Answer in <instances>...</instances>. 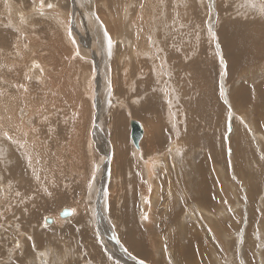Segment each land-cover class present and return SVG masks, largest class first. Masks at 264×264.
Segmentation results:
<instances>
[{
    "label": "rangeland",
    "instance_id": "obj_1",
    "mask_svg": "<svg viewBox=\"0 0 264 264\" xmlns=\"http://www.w3.org/2000/svg\"><path fill=\"white\" fill-rule=\"evenodd\" d=\"M53 10L61 20L47 16ZM246 24L260 55L240 64L233 44L248 40ZM16 30L24 33L21 50L37 79L17 69ZM35 35L41 43L27 41ZM2 37L0 131L32 118L25 128L8 126L11 140L0 132V264H38L33 258L42 254L47 264H264V0H0ZM109 37L116 38L110 55ZM89 79L93 88L83 95ZM7 112L18 119L4 123ZM139 119L146 126L143 154L159 156L151 186L131 150L129 123ZM5 181L13 192L2 190ZM91 186L95 222L86 199ZM145 192L152 198L148 222L140 220ZM126 203L148 231L137 240L141 252L123 221ZM71 207L79 221L72 215L62 227L42 225ZM16 227L30 257L14 246L7 261ZM188 243L197 253L191 259Z\"/></svg>",
    "mask_w": 264,
    "mask_h": 264
},
{
    "label": "bare ground",
    "instance_id": "obj_2",
    "mask_svg": "<svg viewBox=\"0 0 264 264\" xmlns=\"http://www.w3.org/2000/svg\"><path fill=\"white\" fill-rule=\"evenodd\" d=\"M56 8V7H55ZM75 10V9H74ZM50 13V14H49ZM48 14H47V16H51V15H54V16H56L58 19H60L61 20V17H60V13L59 12H57V11H51V12H49ZM78 16V15H77ZM88 16V15H87ZM83 19V18H82ZM86 19V18H85ZM51 20V19H50ZM20 22H21V20H20ZM51 23L52 24H54V26H56V25H59L60 24V22H56V21H52L51 20ZM94 23H97L96 21H94ZM94 23H93V26H94ZM48 24V23H47ZM89 25H90V23H89ZM50 26V25H49ZM240 27H241V25H240ZM96 28V27H95ZM242 28H243V32H244V34H245V37L244 38H247L248 40L247 41H245V42H243V44H242V47H241V44L240 43H242V41H238V40H236V42H235V45L233 44V47H234V50H236V51H240L239 53H238V55H235V57L234 58H237L236 60H233L234 62H240V64L244 61V59H243V61H241L242 60V58H246V57H249L250 58V56L252 55V57L254 58V59H256V57L257 56H259L260 55V52L259 53H256V52H258V46L257 45H255L256 43H257V36L254 34V33H252V31H250L251 29L249 28V26L246 24V25H242ZM91 30L93 29L92 27L90 28ZM97 29H98V27H97ZM105 29V28H104ZM68 29H66L65 31H67ZM102 31H103V29H102ZM16 32L18 33V36H17V40H15L14 42H16V44H15V46H14V42L11 44V45H13V47H14V50L12 51L13 53H15V54H17L19 57H20V60H19V63H21V64H18L17 66L18 67H21V65H23V67H21V69L20 68H17V69H19L20 70V72H23V75H24V73L25 74H27V75H30L31 77H34V79L36 78L37 79V74H38V70L37 71H35V69H32L31 68V65H32V63H34V61L31 63V62H28L29 64L28 65H26V62L27 61H29V60H27V61H25L24 59H25V53H24V51L23 50H21V43H22V41L20 40L22 37H24V33H23V31H21V30H16ZM16 32H15V34H16ZM62 33L64 32V31H61ZM36 34V33H35ZM64 34H66V33H64ZM34 35V34H33ZM102 35H103V33H102ZM259 35V34H258ZM109 36V35H108ZM38 37H40V36H38ZM25 38V37H24ZM36 39L35 40V42H37V37H36V35H35V37H31V36H27V41H30V43H31V40L32 39ZM243 38V39H244ZM263 38V37H262ZM23 39V38H22ZM40 39V38H39ZM107 39V38H106ZM113 39L114 40H112V41H114V43H115V41H116V38L115 37H113ZM264 39V38H263ZM7 41V39H6V37H2V39L0 40V45H2L3 43H5V42H3V41ZM25 40V39H24ZM76 41V40H75ZM91 42V41H90ZM106 42V45L108 46V39L105 41ZM134 42V41H133ZM246 42H247V44H246ZM250 42H251V44H252V46H253V48H251V45H250ZM33 43V42H32ZM38 43H41V42H39V40H38ZM87 43V42H86ZM260 43V42H259ZM29 44V43H28ZM43 44V43H42ZM71 44H74V43H72L71 42ZM261 44V43H260ZM74 45H76V44H74ZM39 46V45H38ZM43 46V45H42ZM41 46V47H42ZM78 46V45H77ZM79 46H81V45H79ZM132 46V45H131ZM33 47H36V45H34V46H32V48ZM40 47V46H39ZM76 47V46H75ZM74 46H72V50H71V54L72 53H75V54H77V58H76V61H84V63H85V61L86 60H82L81 59V55L82 56H84L83 55V52H82V49L81 50H79V49H77V48H75ZM27 48V47H26ZM29 48H31V47H29ZM108 48H109V46H108ZM132 48V47H131ZM35 49V48H34ZM135 49V48H134ZM239 49V50H238ZM261 49H263L264 50V48H262L261 47ZM0 50H2V48L0 47ZM25 50V49H24ZM32 51L31 52H33V49H31ZM109 50V49H108ZM112 50V49H111ZM117 50V49H116ZM26 51V50H25ZM42 51V50H41ZM142 51V50H141ZM35 52V51H34ZM137 52H138V50H137ZM235 52V51H234ZM263 52V51H262ZM86 54H87V52H85ZM11 54V53H10ZM139 55H140V53H138ZM241 54V55H240ZM253 54H255V56L256 57H254L253 56ZM259 54V55H258ZM36 55V54H35ZM35 55H33V56H35ZM113 55V54H112ZM117 57H118V59H120V58H122V55H120V54H115ZM135 55V51L133 50L132 51V55L130 56V57H132V56H134ZM241 56V57H240ZM42 57V56H41ZM111 57H113V56H111ZM110 56H109V58H111ZM136 57V56H135ZM240 57V58H239ZM251 57V58H252ZM114 59L116 58V57H113ZM257 58H259V57H257ZM30 59V58H29ZM117 59V60H118ZM241 59V60H240ZM247 59V58H246ZM245 59V60H246ZM43 60V59H42ZM42 60H40V62H44V61H42ZM110 60H113L112 58L110 59ZM116 60V59H115ZM122 60V59H121ZM257 60V59H256ZM78 61V62H79ZM247 61V60H246ZM108 62V61H107ZM1 63H3V64H5V61L4 60H2L1 61ZM81 65H85V64H83V62H81L80 63ZM107 64V63H106ZM11 64H7V66L10 68V69H12L13 71H15V68H12L11 66H10ZM35 65L37 66V64L35 63ZM73 65L74 64H71V66H72V69H73ZM109 65L110 64H108V68H109ZM16 66V67H17ZM114 67V66H113ZM41 68V67H40ZM105 68H106V66H105ZM107 68V69H108ZM235 68V67H234ZM56 69V68H55ZM102 69H103V67H102ZM123 70H124V68H122ZM121 69V72L123 71ZM40 70V69H39ZM105 70V69H104ZM116 70V69H115ZM114 70V71H115ZM126 70V69H125ZM43 71V70H42ZM41 71V72H42ZM17 72V71H16ZM47 72V71H46ZM84 75H85V77L86 78H91V76H92V74H90L88 71H86L85 70V68H84ZM107 72V71H106ZM105 72V73H106ZM19 73V72H18ZM44 73V72H43ZM112 74V73H111ZM110 74V72L108 71V73H106L105 74V77L104 76H102V77H104V79L106 80V83H108L107 82V77H109L110 76V80H111V75ZM125 74H126V72H125ZM146 74V73H145ZM156 74V73H155ZM17 75V74H16ZM19 75V74H18ZM17 75V76H18ZM22 75V74H21ZM45 75H47V74H45ZM115 75V74H114ZM137 75V74H136ZM25 76V75H24ZM29 76V77H30ZM49 76V75H48ZM28 77V76H27ZM42 77V76H41ZM40 77V78H41ZM44 77V76H43ZM127 77V76H126ZM138 77H139V75H138ZM20 78V77H19ZM47 78V77H46ZM123 78V77H122ZM121 78V79H122ZM22 79H24L23 77H22ZM29 79V78H28ZM33 79V78H32ZM100 79V78H99ZM124 79V78H123ZM26 80V79H25ZM31 80V79H30ZM19 81V80H18ZM22 81H24V80H22ZM43 81V80H42ZM45 81V80H44ZM115 81V80H114ZM19 83H20V81H19ZM39 83V82H38ZM42 83H44V82H42ZM91 80L89 79L87 82H86V88L85 89H87V92L86 93H84L83 95H86V94H89L88 93V89L89 88H91ZM111 83L109 82V85H110ZM94 85V84H93ZM108 85V84H107ZM108 85V86H109ZM112 85H113V83H112ZM20 86V85H19ZM30 89H31V87H29ZM75 88H76V86H75ZM92 88H93V86H92ZM112 88H113V86H112ZM29 90V89H28ZM78 90V89H77ZM96 90V89H95ZM22 91V90H21ZM26 90H24V92H25ZM76 91V90H75ZM79 91V90H78ZM74 92V91H73ZM242 92V91H241ZM23 93V92H22ZM31 93V92H30ZM75 93V92H74ZM78 93V92H77ZM23 95V94H22ZM78 95V94H77ZM79 95H81L80 94V92H79ZM27 96V95H26ZM32 96V95H31ZM82 96V95H81ZM244 96V95H243ZM84 97V96H83ZM2 98V97H1ZM11 98H13V97H10L9 99L11 100ZM22 98V97H21ZM24 98V97H23ZM31 98V97H30ZM77 98V97H76ZM80 98V97H79ZM155 98V97H154ZM24 99H26V98H24ZM2 100V99H1ZM0 100V101H1ZM6 100V99H5ZM43 100H45V99H43ZM155 100V99H154ZM9 101V100H8ZM13 100H11V102H12ZM81 101V100H80ZM248 101H250V99L248 100ZM45 102V101H44ZM9 103V102H8ZM22 103H23V105L24 106H26L27 108H30V106L32 105V103H28V101H22ZM46 103V102H45ZM67 103H68V101H67ZM83 103V102H82ZM85 103V102H84ZM44 104V103H43ZM71 104V103H70ZM69 104V105H70ZM245 104V103H244ZM248 104H249V102H248ZM82 105V104H81ZM4 106V105H3ZM11 106V105H10ZM13 106H14V103H13ZM13 106H11V107H13ZM149 106V105H148ZM259 106V105H258ZM9 107V106H8ZM11 107H9V108H11ZM20 107V106H19ZM82 107V106H81ZM4 108H7V105L4 107ZM3 108V109H4ZM14 108H15V106H14ZM22 108V107H21ZM260 108V107H259ZM263 108V107H262ZM1 109V108H0ZM2 109V110H3ZM20 109V108H19ZM81 109V108H80ZM151 109V108H150ZM150 109H149V111H150ZM48 110V109H47ZM258 110H261V108L260 109H258ZM14 111V110H13ZM12 111V112H13ZM33 111V110H32ZM156 111V110H155ZM262 111V110H261ZM11 112V113H12ZM15 112V111H14ZM13 112V113H14ZM18 112V111H17ZM8 113V112H7ZM6 113V118H7V120H6V118L4 119V120H6L4 123H6V122H8L9 123V121H11V120H13L14 121V119H18V118H14V119H12L13 118V116H11V115H9V113L7 114ZM16 113V112H15ZM2 115V114H1ZM135 115H136V113H135ZM46 116V115H45ZM44 116V117H45ZM26 117V116H25ZM24 117V118H25ZM35 117H37L36 115H35ZM139 117H141V116H139ZM2 118V117H1ZM23 118V117H22ZM32 117L31 116H29V117H27L26 119H23L24 121H22L23 123H24V125L22 126L21 124H23V123H21V121H18V123H17V121L15 120V122L17 123L16 125H14L13 126V124L11 125L10 123L8 124V125H6V132L5 131H0L1 133H2V135L4 136V138L6 139V140H8L9 139V137H11V139H12V134L11 133H13V132H10V131H8V126L11 128V127H15V126H17V127H19L20 125H21V127L23 128L24 126H25V123H28V124H30V119H31ZM47 118V117H46ZM45 118V119H46ZM166 118V117H165ZM167 119L171 122V124L173 123L172 121H171V117L170 116H168L167 115ZM114 120H115V118H114ZM140 120V119H139ZM12 121V122H13ZM46 121V120H45ZM115 121H117V120H115ZM132 121H134V122H137V123H139L141 126H142V130H143V136H142V138H141V140L139 141V142H141L142 140H143V138H144V136H145V133H146V131H145V128H146V126H144L145 125V123H143L141 120L140 121H138V120H132ZM2 122H3V120H2ZM167 122V121H166ZM1 123V122H0ZM118 123V122H117ZM117 123H115L116 125H117ZM20 124V125H19ZM32 124V123H31ZM121 124V123H120ZM118 125V126H116L115 127V131H114V133L116 134V136H118V135H122V128H121V125ZM144 124V125H143ZM244 124V123H243ZM5 125V124H4ZM19 125V126H18ZM27 126H29V125H27ZM16 127V128H17ZM1 128V127H0ZM25 128V127H24ZM19 129V128H18ZM2 130V129H1ZM15 131H18L17 129H14ZM13 130V131H14ZM20 130V129H19ZM19 132V131H18ZM1 135V136H2ZM12 135V136H11ZM17 135V134H16ZM22 135V134H21ZM255 135H257V136H259V134H255ZM20 136V135H19ZM23 137V136H22ZM254 137V136H253ZM3 138V137H2ZM3 138V139H4ZM109 137H107V139H108ZM1 139V138H0ZM11 139H9V140H11ZM17 139H18V137H17ZM238 141H235V143H237ZM242 142V141H241ZM2 143V142H1ZM89 142H87V145H86V147L88 146V147H90V145L88 144ZM131 144H132V142H131ZM139 144L140 143H138V146L137 147H135V146H133V144H132V146H133V148H134V150L131 148V150H132V155H133V157L135 158V159H138L141 163H144V165H143V172H144V174H145V178L147 179V181H148V183H149V185L151 186V184H152V181H153V173H152V171L153 170H151V169H153V164H157V157H159V156H157V154H155L154 156H150V157H148V158H146L148 155H144L143 153H144V151H143V149L139 146ZM103 145V144H102ZM174 147V145H170L169 147L171 148V147ZM240 146V145H239ZM241 147V146H240ZM107 149V148H106ZM178 149L179 148H175V150H174V152L172 153L171 152V154H173V155H175L174 153H178ZM107 151V150H106ZM234 152V151H233ZM89 153H91V151L89 150ZM243 153V152H242ZM245 153V152H244ZM245 155V154H244ZM145 156V157H144ZM157 156V157H156ZM241 156V155H240ZM80 157V156H79ZM132 157V158H133ZM9 159H12V158H8L7 160H9ZM103 159V158H102ZM238 159V160H237ZM78 160V159H77ZM235 160L237 161V162H239L241 159L238 157V156H236V158H235ZM101 161V160H100ZM154 162V163H153ZM159 163V162H158ZM239 164V163H238ZM141 166V165H140ZM156 166V165H155ZM155 166H154V168H155ZM237 166V165H236ZM10 167H11V165H10ZM14 168L12 167L11 168V170H13ZM155 170H156V168H155ZM15 172V171H14ZM11 174H12V171H11ZM14 175H15V173H13ZM94 174V170L92 171V175ZM95 176V175H94ZM6 179V178H5ZM95 180V179H94ZM92 182H94L93 180H92ZM99 182V181H98ZM154 182V181H153ZM4 184L7 186L6 188H3V187H1V188H3L2 190H6V192H13V188L14 187H10V185H8L9 183L7 182L6 183V181L4 182ZM15 184H16V182H15ZM94 184V183H93ZM96 184V183H95ZM12 185V184H11ZM97 188V187H96ZM95 188V186H91L90 188H89V190H88V194H87V197H86V199H87V201H88V214L90 215V217L92 218V217H94V216H92V214H93V211H94V209H93V202H92V200H93V198H95V194H96V189ZM15 193H17V192H15ZM10 195V194H9ZM17 195H19L18 193H17ZM106 195H108V200H109V193H106ZM4 197H6V196H4ZM106 197L107 196H105V198L104 199H106ZM152 198L149 196V193L148 192H145V193H140V200H142L143 201V203H141V207L143 208V211H141L140 212V220H142V221H144V222H148L149 221V218H148V216H149V214L151 213L149 210H148V208L151 206V203H150V200H151ZM203 200L205 201V202H208V200H207V198L205 197V198H203ZM105 201V200H104ZM106 202V201H105ZM109 202V201H108ZM19 203V202H18ZM96 203V202H95ZM224 206V205H223ZM107 207V206H106ZM129 206L127 205V203L125 204V205H123L122 206V209H123V212H122V214H123V221H124V223H125V225H126V227H127V230H128V235H129V239L133 242V249L135 250V252H136V250L137 251H142V250H140V244L139 243H137V240L139 239V238H141L142 237V234H144V232H148V231H144L142 228H140L139 226H138V222H137V219H136V217L134 216V215H132V213L130 212V211H128L129 209ZM10 209V208H9ZM103 209V208H102ZM68 210H71V212L73 213L72 215H75V217H74V221H79V219L78 218H76V215H77V213H78V211L76 210V209H74L73 207H71V209H69L68 208ZM107 210V209H106ZM12 213V212H11ZM109 213V212H108ZM71 215V216H72ZM205 215L207 216V217H209L208 216V214L207 213H205ZM30 216V215H29ZM145 216H147V219H145L144 217ZM221 216H222V213H221ZM31 217V216H30ZM34 218V217H33ZM76 218V219H75ZM211 218H213V216L211 217ZM220 218V217H219ZM23 220H24V218H22ZM21 219V220H22ZM45 219L46 218H44L43 219V221H42V225H44L43 224V222H45ZM50 220H51V224H52V226H55V225H57V226H63V224H65V222L67 221V220H69L70 218H67V219H64V220H62V219H60L59 218V215L58 216H56L55 218H53V217H50L49 218ZM93 219H95V218H92V219H90V220H93ZM208 219V218H207ZM209 219H210V217H209ZM208 219V220H209ZM214 219V218H213ZM21 220H20V222H21ZM15 222V221H14ZM18 222V221H17ZM27 222V221H26ZM92 222H95L94 220L92 221ZM16 223V222H15ZM28 223V222H27ZM76 223V222H75ZM26 224V223H25ZM92 224H94V223H92ZM217 224V223H216ZM77 225H78V223H77ZM17 226H18V223H17ZM46 226V225H45ZM61 226V227H62ZM180 226V225H179ZM79 227V226H78ZM83 227V226H82ZM31 228V227H30ZM29 228V229H30ZM40 228V227H39ZM14 229H16V233L12 230H10L11 231V235H12V233H13V235H12V237L14 238L13 240H14V242L11 244V246L13 245V247H12V249L10 250V248L8 247V250H10L7 254H8V256H7V261H10L11 259H12V256H13V253H14V251H16V253H17V250H18V252L20 251V255L21 256H24V257H22L24 260L26 259V257L28 258V257H30V253L29 252H27L26 250H25V247L24 246H26L25 245V243L22 245V244H20V242H21V240H19V241H17V239L18 238H21L22 239V234L24 233V232H22L21 230H19L17 227L16 228H14ZM18 229V230H17ZM67 229V228H66ZM38 230V229H37ZM78 230H82V229H78ZM26 231V230H25ZM30 231V230H29ZM85 231V230H84ZM27 232V231H26ZM73 232V231H72ZM75 232H77V231H75ZM33 234V233H32ZM77 234V233H76ZM82 234H84V232H82ZM85 234H87V233H85ZM124 234H126V232H125V230H124ZM25 235V234H24ZM31 235V234H30ZM81 235V234H80ZM67 236V235H66ZM79 236V235H78ZM32 237V236H31ZM39 237H41V236H39ZM6 238H9V237H6ZM262 238V237H261ZM26 239V238H25ZM29 239H30V237H29ZM143 239V238H142ZM225 239V238H224ZM12 240V241H13ZM24 240V239H23ZM141 240V239H140ZM139 240V241H140ZM144 240V239H143ZM8 241H9V239H8ZM26 241V240H25ZM43 241V240H42ZM63 241V240H62ZM24 242V241H23ZM31 242H34V241H31ZM116 242V241H115ZM5 243V242H4ZM7 243V242H6ZM5 243V244H6ZM17 243H19V247H18V249L16 250L15 248H14V246H17ZM38 243V242H37ZM81 243V242H80ZM34 244H36V243H34ZM64 244H65V242H64ZM137 244H139V245H137ZM142 244V243H141ZM264 244V243H263ZM66 245L67 244H65V246L64 247H66ZM4 246H6V245H4ZM43 246H44V244H43ZM43 246H42V249H43ZM144 245L142 244L141 245V248L143 247ZM146 246V245H145ZM37 247V246H36ZM87 247H90V246H87ZM249 247H251V246H249ZM38 248H39V246H38ZM70 248V247H69ZM181 248V247H180ZM3 249V248H2ZM15 249V250H14ZM40 249V248H39ZM41 249V250H42ZM144 249H146V248H144ZM184 249V248H183ZM186 254H187V258H193L194 257V255L196 256V254L195 253H192L193 252V246H191V243H188V245L186 246ZM65 250V249H64ZM68 250V249H67ZM87 250V249H86ZM88 250H89V248H88ZM26 251V252H25ZM45 251V250H44ZM44 251H42L43 253H44ZM62 251V250H61ZM60 251V252H61ZM90 252V251H89ZM196 252H198V254H200L201 256H202V254L200 253V252H202V249H199L198 251H196ZM59 253V252H58ZM61 253H63L62 255H66V254H64V252L62 251ZM65 253H66V251H65ZM84 254H85V252H83ZM88 253V252H87ZM41 254V253H40ZM39 254V255H40ZM139 254V253H138ZM141 254V253H140ZM145 254V253H144ZM194 254V255H193ZM239 254V253H238ZM45 255V254H44ZM60 255V254H59ZM193 255V256H192ZM199 255V256H200ZM35 256V255H34ZM17 257V256H16ZM61 257V256H60ZM198 257V256H197ZM260 257V259H261V256H259ZM57 258H58V254H57ZM56 258V259H57ZM62 258V257H61ZM124 258V257H123ZM202 258V257H201ZM64 260H65V258H63ZM126 259V258H125ZM13 260V259H12ZM31 260V259H30ZM52 260V259H51ZM58 260V259H57ZM60 260H62V259H59V261ZM63 260V261H64ZM6 261V262H7ZM33 261L34 262H36V263H38V264H47V256L45 255V256H43V254H42V257L41 256H38V257H34L33 258ZM217 261V260H216ZM28 262V261H27ZM88 262H90V261H88ZM168 263H169V261H168ZM216 263V262H215ZM228 263V262H227ZM26 264V263H25ZM85 264H89V263H85ZM93 264V263H92ZM195 264V263H194ZM205 264V263H204Z\"/></svg>",
    "mask_w": 264,
    "mask_h": 264
},
{
    "label": "water",
    "instance_id": "obj_3",
    "mask_svg": "<svg viewBox=\"0 0 264 264\" xmlns=\"http://www.w3.org/2000/svg\"><path fill=\"white\" fill-rule=\"evenodd\" d=\"M129 127H130V134H129L130 140H131L133 146L137 147L139 141L141 140V138L143 136L142 126L137 122L131 121L129 123ZM65 212H68L70 214L66 216V215H64ZM72 214L73 213L71 212V210L62 209L61 212L59 213V218L64 220V219L70 218ZM45 224H51V220L49 218H46Z\"/></svg>",
    "mask_w": 264,
    "mask_h": 264
},
{
    "label": "snow or ice",
    "instance_id": "obj_4",
    "mask_svg": "<svg viewBox=\"0 0 264 264\" xmlns=\"http://www.w3.org/2000/svg\"><path fill=\"white\" fill-rule=\"evenodd\" d=\"M48 7L51 8L52 5L49 4ZM104 35H105L106 37H108V33H107V31H105ZM111 44H112V41H111V38L109 37V38H108L109 55L111 54ZM9 139H11V137H9ZM69 214H70V213H68V212H65V213H64V215H66V216L69 215ZM144 218L147 219V216H145ZM17 247H19V243H17ZM140 264H144V262L141 261Z\"/></svg>",
    "mask_w": 264,
    "mask_h": 264
}]
</instances>
